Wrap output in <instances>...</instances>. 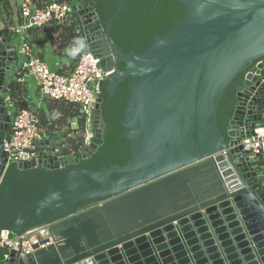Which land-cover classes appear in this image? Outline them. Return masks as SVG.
<instances>
[{"label":"water","instance_id":"1","mask_svg":"<svg viewBox=\"0 0 264 264\" xmlns=\"http://www.w3.org/2000/svg\"><path fill=\"white\" fill-rule=\"evenodd\" d=\"M68 1L111 71L109 95L130 77L122 124L132 157L99 170L82 165L104 143L99 96L94 137L80 151L47 137L37 160L8 164L18 44L0 28V232L48 226L55 240L28 256L13 250L8 264H264L261 155L241 145L246 128L264 123V62L250 72L264 58V0H177L184 16L142 54L112 36L126 0L109 20L89 0ZM231 86L235 102L221 126ZM97 199L104 202L76 206Z\"/></svg>","mask_w":264,"mask_h":264},{"label":"built area","instance_id":"2","mask_svg":"<svg viewBox=\"0 0 264 264\" xmlns=\"http://www.w3.org/2000/svg\"><path fill=\"white\" fill-rule=\"evenodd\" d=\"M10 2L17 7L21 18L18 29L25 32L42 29L52 24L68 25L77 13L68 0H48L43 5L36 0H10ZM70 16H72L71 20H69ZM2 17L0 9V23H2ZM76 27L81 37L85 38L81 23L78 22ZM22 50L24 57L21 58L18 55L17 59V62L20 61V68L17 71L18 80L22 81L26 73H31L36 78L42 98L71 103L78 107L81 116L86 120L84 137L85 144H89L94 137L93 123L97 100L100 96L99 84L111 71L101 65V59L88 48V43L79 55L76 65L66 70L52 69L26 41L22 43ZM262 62L264 58L257 61L250 72L256 73ZM11 116V128L4 143L8 164L37 160L40 157L42 143L47 137L39 112L31 107L19 108L15 105ZM246 132L249 134L241 140L243 150L248 151L252 157L264 155V123L246 128ZM54 243V237L48 226L13 237H10L8 230H2L0 251L4 252L0 257V264H8L13 250L21 256H28L38 248L48 247Z\"/></svg>","mask_w":264,"mask_h":264},{"label":"trees","instance_id":"3","mask_svg":"<svg viewBox=\"0 0 264 264\" xmlns=\"http://www.w3.org/2000/svg\"><path fill=\"white\" fill-rule=\"evenodd\" d=\"M36 1L40 5H43L48 0ZM154 4L155 0H126L123 11L115 18L112 26V36L126 51L133 48L139 54L146 52L154 42L156 35H165L185 14L184 5L177 0H159L157 7L151 9ZM89 5H92L99 16L106 20H109L118 8L117 0H89ZM0 9L2 16L5 14L10 15L12 13L10 0H0ZM146 9L147 11L145 12ZM78 22L79 17L77 13H75L69 25L60 26V36L62 37L60 40L62 42L61 46L65 45L67 42L73 43L77 37H81L76 27ZM2 34L12 38V34L8 27L2 29ZM74 61L75 63L77 62L76 57ZM120 67L124 69L125 65L122 63ZM242 77L243 76H240L238 81H241ZM107 84V80L101 83L100 93V96L103 97L101 115L102 122L105 125L103 130L104 143L92 155L89 162L83 161L82 163L84 167L89 163L95 170H99L111 164L125 165L132 157L131 142L123 136L122 124L124 120V107L130 89V77L118 85L116 93L112 97L107 91ZM25 93L26 89L23 87L22 83L15 81L10 90V95L15 105L19 108L29 107L25 99ZM235 97L236 89L234 86H231L227 90L219 107L218 115L221 126H224L230 119ZM59 103L70 106V108L74 110L72 115L81 116L79 108L75 105L66 102ZM86 127V120L81 116L80 129L82 130V136L79 137L77 141L71 140V144L66 148L67 153L78 152L84 146V133L86 132ZM263 164V160L260 159L259 165L262 167ZM98 201L100 200H87L78 203L76 206L78 208H89ZM3 252L4 251H0V257H2Z\"/></svg>","mask_w":264,"mask_h":264},{"label":"crops","instance_id":"4","mask_svg":"<svg viewBox=\"0 0 264 264\" xmlns=\"http://www.w3.org/2000/svg\"><path fill=\"white\" fill-rule=\"evenodd\" d=\"M11 7L14 16L10 18L11 20H8L9 18L5 14L8 19L6 18V20H3L2 23H0V28H9L12 34L11 39L18 44V55H20L21 58L24 57L22 43L26 41L30 43L43 60L49 65L53 64L56 69L66 70L71 66L76 65L75 62L73 63L71 60L73 57L69 56L66 51L73 46V43L67 42L65 45L61 46L62 42L60 40L62 37L60 36L61 27L59 25L52 24L42 29H33L28 32L22 31L18 29L21 23L18 9L14 4L11 5ZM19 68L20 61L16 63V69L11 78L13 82L19 81V76H17ZM19 82H21L26 89L25 99L29 107L36 109L40 114L42 127L48 137L49 144L64 143L67 147L71 144V140L77 141V139L82 136V130L80 129L81 116L72 115L74 110L68 105H63L59 102L42 98L34 75L26 73L23 76L22 81ZM7 98L9 104L12 105L10 107L12 113L15 108V103L11 99L10 91L7 94ZM8 135L9 132L7 133V136ZM260 159L264 162V155H261ZM262 167L263 172L261 180L264 181V164Z\"/></svg>","mask_w":264,"mask_h":264},{"label":"clouds","instance_id":"5","mask_svg":"<svg viewBox=\"0 0 264 264\" xmlns=\"http://www.w3.org/2000/svg\"><path fill=\"white\" fill-rule=\"evenodd\" d=\"M87 47V41L84 37H77L73 41V46L68 48L66 51L69 56L73 58L79 55Z\"/></svg>","mask_w":264,"mask_h":264},{"label":"rangeland","instance_id":"6","mask_svg":"<svg viewBox=\"0 0 264 264\" xmlns=\"http://www.w3.org/2000/svg\"><path fill=\"white\" fill-rule=\"evenodd\" d=\"M7 16H8L9 19L4 15L2 20H6V18H7L8 20H11L10 18H12V16H14V13L12 12L10 15H7ZM80 54H81V53H80ZM80 54H79V55H80ZM79 55L75 56V57H76V60L78 59ZM75 57H74V58H75ZM74 58L71 59L73 62H75V61H74ZM72 61H71V62H72ZM75 64H76V63H75ZM52 65H53V64H52ZM52 65H50L51 68H52V69H56V67H55L54 65H53V66H52ZM96 98H97V97H96ZM103 202H104V200H100V201L96 202L95 204H93L92 206L97 205V204H101V203H103ZM92 206H91V207H92Z\"/></svg>","mask_w":264,"mask_h":264},{"label":"flooded vegetation","instance_id":"7","mask_svg":"<svg viewBox=\"0 0 264 264\" xmlns=\"http://www.w3.org/2000/svg\"><path fill=\"white\" fill-rule=\"evenodd\" d=\"M253 66V65H252ZM88 165H90L89 163H88Z\"/></svg>","mask_w":264,"mask_h":264}]
</instances>
